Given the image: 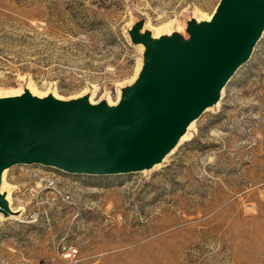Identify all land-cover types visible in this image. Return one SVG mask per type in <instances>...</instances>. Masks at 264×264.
<instances>
[{
  "label": "rangeland",
  "instance_id": "obj_1",
  "mask_svg": "<svg viewBox=\"0 0 264 264\" xmlns=\"http://www.w3.org/2000/svg\"><path fill=\"white\" fill-rule=\"evenodd\" d=\"M218 1L0 0V95L118 100L144 58L134 24L187 38L188 21ZM186 132L142 170L6 168L13 212L0 216V264H264V31Z\"/></svg>",
  "mask_w": 264,
  "mask_h": 264
},
{
  "label": "water",
  "instance_id": "obj_2",
  "mask_svg": "<svg viewBox=\"0 0 264 264\" xmlns=\"http://www.w3.org/2000/svg\"><path fill=\"white\" fill-rule=\"evenodd\" d=\"M187 29V38L154 36L133 25L144 58L116 103L28 88L0 95V184L14 164L110 174L160 163L249 59L264 31V0H219L210 18L189 20ZM11 213L0 192V214Z\"/></svg>",
  "mask_w": 264,
  "mask_h": 264
},
{
  "label": "built area",
  "instance_id": "obj_3",
  "mask_svg": "<svg viewBox=\"0 0 264 264\" xmlns=\"http://www.w3.org/2000/svg\"><path fill=\"white\" fill-rule=\"evenodd\" d=\"M45 187H49V188H54L55 187V179H54V177L51 176V177H48L46 179ZM57 191L58 190H54V189L50 190L47 193V198L50 199L52 202H55V200L58 198V192ZM22 192L23 191H21V189L19 188L18 189V193H19L18 195H21ZM30 212H32L33 216H37L39 211H38V209H33ZM75 254H76V248L75 247L71 246V247H68L66 249L65 256L71 257V256H73Z\"/></svg>",
  "mask_w": 264,
  "mask_h": 264
},
{
  "label": "bare ground",
  "instance_id": "obj_4",
  "mask_svg": "<svg viewBox=\"0 0 264 264\" xmlns=\"http://www.w3.org/2000/svg\"><path fill=\"white\" fill-rule=\"evenodd\" d=\"M211 17V13L210 14H208L207 15V17L206 18H210ZM203 18V17H202ZM160 32V31H159ZM154 35V34H153ZM141 44V43H140ZM139 67V66H138ZM140 70H141V68L137 71V73H136V75H135V77L133 78V80L132 81H134L136 78H137V76H138V74H139V72H140ZM131 81V82H132ZM125 85V84H124ZM223 90V89H222ZM38 92V91H37ZM34 93V92H33ZM35 94H39L40 95V93H36L35 92ZM56 97H61L60 95H58V94H56V93H53ZM120 98V97H119ZM90 100V99H89ZM119 100V99H118ZM118 100H111V101H109V103H116V102H118ZM91 102H95V101H92V100H90ZM193 123H194V120L189 124V126H188V129L193 125ZM187 129V130H188ZM187 133V132H186ZM186 133L182 136V139L183 138H185V135H186ZM4 174H5V171H3V173L1 174V184H0V192H3L4 194H5V196H6V198H7V201H8V203H9V205H10V202H11V191L8 189V188H5L4 186ZM11 207V206H10ZM13 212V211H12ZM0 216H1V214H0Z\"/></svg>",
  "mask_w": 264,
  "mask_h": 264
}]
</instances>
